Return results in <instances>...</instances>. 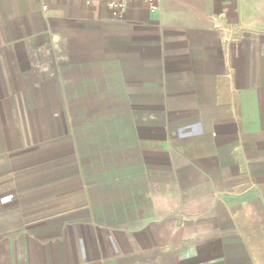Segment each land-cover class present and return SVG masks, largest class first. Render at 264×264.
<instances>
[{
	"label": "crops",
	"instance_id": "1",
	"mask_svg": "<svg viewBox=\"0 0 264 264\" xmlns=\"http://www.w3.org/2000/svg\"><path fill=\"white\" fill-rule=\"evenodd\" d=\"M0 264H264V0H0Z\"/></svg>",
	"mask_w": 264,
	"mask_h": 264
},
{
	"label": "built area",
	"instance_id": "2",
	"mask_svg": "<svg viewBox=\"0 0 264 264\" xmlns=\"http://www.w3.org/2000/svg\"><path fill=\"white\" fill-rule=\"evenodd\" d=\"M150 3L151 9L155 10L158 9V0H147ZM109 7L112 9H118L120 11L124 10L125 4L122 3H116V2H110Z\"/></svg>",
	"mask_w": 264,
	"mask_h": 264
}]
</instances>
